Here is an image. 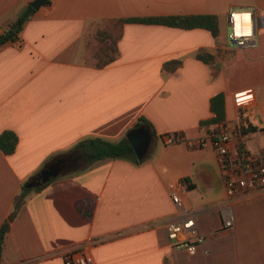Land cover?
Here are the masks:
<instances>
[{
	"label": "crops",
	"instance_id": "crops-1",
	"mask_svg": "<svg viewBox=\"0 0 264 264\" xmlns=\"http://www.w3.org/2000/svg\"><path fill=\"white\" fill-rule=\"evenodd\" d=\"M29 1L0 0V33ZM251 7L263 13L264 0H47L18 23L16 36L0 43V131L16 134L10 153L0 149V222L20 185L76 140L117 139L138 125L150 139L137 162L102 158L28 187L0 264H62V251L81 242L89 264H264V189L228 198L229 164L209 145L161 140L173 130L204 134L214 123L205 122L214 114L210 97L221 93L230 163L256 164L264 152V25L242 47L227 45L223 31L230 8ZM179 13L215 14L216 36L199 26L124 21L114 58L96 66L95 31L107 18ZM170 60L179 64L163 68ZM138 117L144 121L134 125ZM246 123L255 129L241 130ZM178 178L188 182L182 204L206 236L191 254L169 242L163 223L177 212L169 191ZM81 198L92 202L89 218L74 207ZM226 205L230 229L221 227Z\"/></svg>",
	"mask_w": 264,
	"mask_h": 264
},
{
	"label": "built area",
	"instance_id": "built-area-1",
	"mask_svg": "<svg viewBox=\"0 0 264 264\" xmlns=\"http://www.w3.org/2000/svg\"><path fill=\"white\" fill-rule=\"evenodd\" d=\"M226 24L228 26L225 32L226 44L242 47L252 38L255 24L264 25V12L259 14L252 7L230 8L226 13ZM231 132L227 124L220 120L211 124L204 134L192 139L184 138L180 131L173 130L161 134V140L164 143L182 142L190 148L209 145L220 164L225 166L229 164L222 178L224 192L228 198L235 197L242 190L264 189V152L258 154L256 164L253 166L241 160L230 163L227 141ZM187 186L188 182L184 178H178L174 182L169 191V198L177 212L174 216L166 218L163 223L169 242L174 246H181L191 254L206 236L196 230L195 212L182 204L180 192ZM232 224L233 213L229 205H226L222 210L221 227L230 229ZM61 259L62 264H89L84 253V242L66 248L61 253Z\"/></svg>",
	"mask_w": 264,
	"mask_h": 264
},
{
	"label": "trees",
	"instance_id": "trees-1",
	"mask_svg": "<svg viewBox=\"0 0 264 264\" xmlns=\"http://www.w3.org/2000/svg\"><path fill=\"white\" fill-rule=\"evenodd\" d=\"M44 0L43 2H46ZM33 7L26 4L24 10L16 17L15 22L21 23L33 11ZM124 21H140V22H154L162 23L171 26L179 27H204L209 30L212 36H216L218 27L216 15L213 13H190V14H165L152 16H126V17H111L104 21V24L95 31L96 43L93 48V56L96 57V66H102L114 58L116 51V39L120 35L121 25ZM18 27L16 29L7 28L0 33V43L7 39H13L16 36ZM195 56L204 61L209 62L212 56L204 51L196 52ZM179 64V60H170L163 63V68L173 69ZM210 108L213 115L205 122H217L223 120V102L222 94L216 93L210 97ZM144 121L142 118L137 119L134 125ZM133 125V126H134ZM241 130L255 129V125L246 123L245 126H240ZM16 143V134L13 130L3 129L0 131V149L4 153H10ZM65 153L71 154L75 158V165L73 169L68 170V173L81 170L94 161L102 158L121 157L138 161L130 144L126 140L125 134L117 139H107L100 136H88L76 140L69 146ZM41 183L33 187L34 190H39L44 184ZM29 190L23 184L20 185L19 191L12 201V206L6 217L0 222V251L5 232L8 229L9 222L13 218L17 209L19 208L23 196ZM76 211L84 218H89L92 212V202L87 199H77L74 201Z\"/></svg>",
	"mask_w": 264,
	"mask_h": 264
},
{
	"label": "water",
	"instance_id": "water-1",
	"mask_svg": "<svg viewBox=\"0 0 264 264\" xmlns=\"http://www.w3.org/2000/svg\"><path fill=\"white\" fill-rule=\"evenodd\" d=\"M43 1L44 0H31L28 4L33 8H37ZM17 26L18 22H15L14 25L11 26V29H16ZM125 137L135 156L140 158L145 153L150 139V134L145 126L138 125L129 128L125 132ZM74 163V158L70 154L56 155L44 163L36 173L28 177V179L24 181L23 185L25 187H33L44 183L49 178L54 177L59 173L73 169L75 165Z\"/></svg>",
	"mask_w": 264,
	"mask_h": 264
},
{
	"label": "rangeland",
	"instance_id": "rangeland-1",
	"mask_svg": "<svg viewBox=\"0 0 264 264\" xmlns=\"http://www.w3.org/2000/svg\"><path fill=\"white\" fill-rule=\"evenodd\" d=\"M233 9H238V8H233ZM227 30H228V26H227V24H225V25L223 26V31H224V32H227ZM67 154H68V153H67ZM259 225H262V223L259 222ZM262 228H264V227L259 226V229H262Z\"/></svg>",
	"mask_w": 264,
	"mask_h": 264
},
{
	"label": "flooded vegetation",
	"instance_id": "flooded-vegetation-1",
	"mask_svg": "<svg viewBox=\"0 0 264 264\" xmlns=\"http://www.w3.org/2000/svg\"><path fill=\"white\" fill-rule=\"evenodd\" d=\"M71 155V154H70ZM73 158H74V156L73 155H71ZM74 161H75V158H74Z\"/></svg>",
	"mask_w": 264,
	"mask_h": 264
}]
</instances>
